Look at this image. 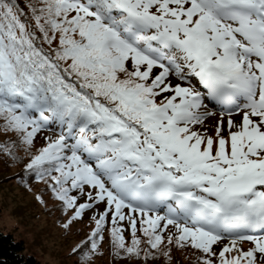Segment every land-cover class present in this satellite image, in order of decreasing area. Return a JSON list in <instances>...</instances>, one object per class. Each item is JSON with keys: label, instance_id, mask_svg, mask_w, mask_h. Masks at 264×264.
Listing matches in <instances>:
<instances>
[{"label": "snow or ice", "instance_id": "1", "mask_svg": "<svg viewBox=\"0 0 264 264\" xmlns=\"http://www.w3.org/2000/svg\"><path fill=\"white\" fill-rule=\"evenodd\" d=\"M209 103L243 113L227 137ZM0 121L29 152L58 127L26 169L63 228L94 221L80 264L105 231L117 257L264 264V0H0Z\"/></svg>", "mask_w": 264, "mask_h": 264}, {"label": "rangeland", "instance_id": "2", "mask_svg": "<svg viewBox=\"0 0 264 264\" xmlns=\"http://www.w3.org/2000/svg\"><path fill=\"white\" fill-rule=\"evenodd\" d=\"M171 79L173 81L175 77ZM207 110L212 114L208 116L202 127H198L202 132L206 131L208 135L213 134L210 135L213 137L215 136L213 132L221 118L224 121L225 129L223 135H227V120L229 118L235 120L239 116L224 117L221 113H215L208 106ZM51 129L54 131H49L50 133L59 135V129L56 125H52ZM41 133L36 137L34 146L38 145L37 139ZM44 145L41 144L40 147ZM10 160H14V158H10ZM4 166L0 162V229L24 242L26 254L34 256L40 264H80L81 255H76L78 254L74 251L77 249L76 245L72 247L75 241L71 233L80 229L79 231L88 234L94 229V221L90 220L89 214L86 213L82 220L74 222L69 229L63 228L62 224L73 213L60 215L58 210L49 209V207L57 204L49 196H45L43 199V195L37 190L39 185L32 183L26 175L17 176L18 173L15 169H8L6 173ZM37 196L44 200L43 204L37 200ZM100 208H103V205H100ZM126 239L130 243V235L128 238L126 236ZM243 248L247 250V247ZM105 251L106 247L99 249V253L95 255V260H99V256L104 255Z\"/></svg>", "mask_w": 264, "mask_h": 264}, {"label": "trees", "instance_id": "3", "mask_svg": "<svg viewBox=\"0 0 264 264\" xmlns=\"http://www.w3.org/2000/svg\"><path fill=\"white\" fill-rule=\"evenodd\" d=\"M22 4L26 3L27 0H20ZM173 83H178L179 81L175 78L172 81ZM242 121L241 117H238L235 120L236 124H240ZM0 125H2V121H0ZM215 134V130L213 132ZM224 134V132H223ZM213 135V134H209ZM228 135V134H227ZM227 135H225L227 137ZM46 137H52L53 139L57 137L56 134H52L50 132H43L38 137L37 142L38 145L33 146L31 151H26L25 147L20 143L19 137L12 132L3 133L2 129H0V144H13L15 143V157L8 156L4 154L3 152H0V162L3 163L5 166L4 171L7 173L8 169H15L17 171L18 175H26L32 183H35L39 185L37 187V190L43 195V199H45V196H49L50 199L56 203L57 205L49 207L51 210H58L60 215H62V205L59 201L55 199L51 191L48 189V185L45 182L38 181L35 178V174L32 172H29L26 169V163L30 159V154L34 155L38 153V150L40 148L41 144H45ZM10 158H14V160H10ZM1 214V209H0ZM51 215V214H50ZM74 230L71 234L74 236V243L72 245L76 248L78 245L83 242L90 233H85L83 231ZM174 229H169V233L173 232ZM169 233H166L165 235H168ZM128 233H125V236L128 238ZM130 244V243H129ZM106 247L105 251V257L104 255L99 256V260L90 261V264H95L99 261L97 264H199V257L200 253L191 249V248H183L179 249L175 247L174 245L169 246L171 247V253H170V259L164 257L163 255H159L156 259H149L147 261L137 260L135 258H127L124 257L123 254L121 257H117L114 254V250L112 249L109 238H108V232L105 231V240L102 243L100 250ZM142 247H146L145 245H142ZM219 245L216 246V250L218 251ZM25 244L22 241L17 240L12 234L5 233L0 229V264H40L39 261L34 257L26 254L25 252ZM83 251V250H82ZM76 253V252H75ZM80 255V254H76ZM100 260L101 258H103Z\"/></svg>", "mask_w": 264, "mask_h": 264}]
</instances>
